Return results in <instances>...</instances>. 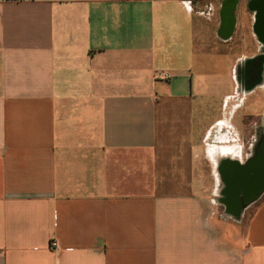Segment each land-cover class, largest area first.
<instances>
[{
  "label": "crops",
  "instance_id": "crops-1",
  "mask_svg": "<svg viewBox=\"0 0 264 264\" xmlns=\"http://www.w3.org/2000/svg\"><path fill=\"white\" fill-rule=\"evenodd\" d=\"M225 1L0 0V264H264V188L225 178L264 136V0Z\"/></svg>",
  "mask_w": 264,
  "mask_h": 264
},
{
  "label": "flooded vegetation",
  "instance_id": "flooded-vegetation-1",
  "mask_svg": "<svg viewBox=\"0 0 264 264\" xmlns=\"http://www.w3.org/2000/svg\"><path fill=\"white\" fill-rule=\"evenodd\" d=\"M264 151V136L260 134V128L257 129L256 131V142L254 143L252 147V156L251 159L248 160L246 165L242 168V173L241 175L236 174L232 168L230 171H227L225 173V178L227 179L228 182V188L231 190L232 188H240L241 190V197H239V201L245 206L247 209L248 204L254 199L260 195L264 188L263 186H259L258 179H257V174L255 173L254 167L252 169L248 166L250 164H253L256 166V158L262 154ZM250 171V173H247L246 175L244 174L245 170ZM238 178V179H237ZM237 179V180H236ZM241 179V180H239ZM228 189V190H229Z\"/></svg>",
  "mask_w": 264,
  "mask_h": 264
},
{
  "label": "water",
  "instance_id": "water-1",
  "mask_svg": "<svg viewBox=\"0 0 264 264\" xmlns=\"http://www.w3.org/2000/svg\"><path fill=\"white\" fill-rule=\"evenodd\" d=\"M226 3H229V6H231V11H232V9H234L235 7H236V5H237V2H238V0H227V1H225ZM251 168L252 169V167H254L253 169H255L256 168V174H257V179H258V183H259V186H263V184H264V151H263V153L262 154H260L257 158H256V166H254L253 164H250L249 166H248V168ZM247 173H250V171L248 172V170L246 169L245 170V172H244V174L246 175ZM229 192L230 193H232L233 192V196H234V194L235 195H237L238 194V190L237 189H232V190H229ZM235 198H234V200L233 201H238L237 199H236V196H234ZM233 199V198H232Z\"/></svg>",
  "mask_w": 264,
  "mask_h": 264
},
{
  "label": "rangeland",
  "instance_id": "rangeland-1",
  "mask_svg": "<svg viewBox=\"0 0 264 264\" xmlns=\"http://www.w3.org/2000/svg\"><path fill=\"white\" fill-rule=\"evenodd\" d=\"M254 207H252L249 211H246V215H245V219H246V224H247V220L250 217V214L253 212Z\"/></svg>",
  "mask_w": 264,
  "mask_h": 264
},
{
  "label": "built area",
  "instance_id": "built-area-1",
  "mask_svg": "<svg viewBox=\"0 0 264 264\" xmlns=\"http://www.w3.org/2000/svg\"><path fill=\"white\" fill-rule=\"evenodd\" d=\"M56 241L55 240H53L52 242H51V245L53 246V247H55L56 246Z\"/></svg>",
  "mask_w": 264,
  "mask_h": 264
}]
</instances>
